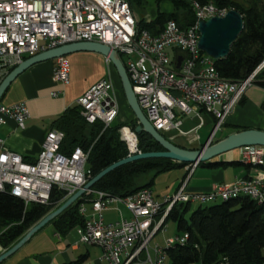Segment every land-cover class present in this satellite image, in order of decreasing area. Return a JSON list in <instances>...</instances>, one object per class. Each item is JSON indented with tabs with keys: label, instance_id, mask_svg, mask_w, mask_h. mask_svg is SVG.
Returning a JSON list of instances; mask_svg holds the SVG:
<instances>
[{
	"label": "built area",
	"instance_id": "2783aa9c",
	"mask_svg": "<svg viewBox=\"0 0 264 264\" xmlns=\"http://www.w3.org/2000/svg\"><path fill=\"white\" fill-rule=\"evenodd\" d=\"M190 5L194 12L192 23L182 27L175 19H168L159 32L152 33L137 27L129 0H0V80L10 68L41 50L71 41H98L117 50L139 106L156 130L162 133L176 128L183 132L181 115L200 117L204 110L215 118L207 139L211 141L245 89L252 84L264 87V79L256 76L264 59L241 79L232 80L213 72L215 58L198 45L199 22L211 16H223L229 8L200 0H190ZM106 61L110 62L107 58ZM52 79L68 82L69 62L65 55L55 57ZM76 103L86 121L99 119L105 125L112 122L119 114V105L110 74L88 87ZM27 114L24 102L12 105L0 102V126L12 117L23 127ZM126 130L134 134L135 141L137 136L130 126L120 127L129 153L139 151L137 143L131 146L128 142ZM63 137V130L50 127L37 156L28 161L7 148L0 136V190H9L25 203H46L54 186L64 189L67 196L81 187L90 178L86 167L89 149L75 146L71 152L62 153L59 148ZM240 149V158L264 161L263 145H244ZM263 179L264 172H259L215 184L207 191H187L182 181L173 194L160 200L153 196L151 189L117 198L104 190L89 188L84 193L92 192L94 197L79 204L78 210L85 220L75 227L78 233L75 243L99 246L102 258L110 264H130L142 251L146 252L150 264H164L163 245L154 244L152 256L149 243L164 228L161 215L168 204L234 197L241 194V187L253 188L255 199L260 200L264 198ZM111 202L123 203L130 216L105 221L102 211ZM85 203L90 205L89 209ZM176 239H183V234L167 239L164 246Z\"/></svg>",
	"mask_w": 264,
	"mask_h": 264
},
{
	"label": "trees",
	"instance_id": "16d2710c",
	"mask_svg": "<svg viewBox=\"0 0 264 264\" xmlns=\"http://www.w3.org/2000/svg\"><path fill=\"white\" fill-rule=\"evenodd\" d=\"M134 8L142 0H129ZM172 9H157L153 17L137 19L138 28H146L152 33L160 31L165 21L175 19L185 27L194 20L190 0H169ZM211 1L218 5L234 8L242 15L243 27L230 44L225 57L214 60L216 71L222 76L237 80L253 71L264 59V0H200ZM111 64V62H110ZM115 77L121 87L119 77L111 64ZM14 67V66H13ZM12 67V68H13ZM10 68L9 70H11ZM258 79H264V65L257 72ZM122 94L124 96L123 90ZM125 98V97H124ZM126 101V100H125ZM129 107V106H128ZM130 109V108H129ZM131 111V109H130ZM120 121L117 117L105 125L101 120L88 122L81 115L78 103L68 105L52 121V126L64 131L59 150L71 152L75 146L89 149L86 167L92 177L102 168L129 154V148L121 138L120 127L128 125L134 130L136 117ZM239 129L236 127L234 130ZM137 148L140 151L161 150L163 147L145 131L136 133ZM174 142V141H173ZM25 160L33 161L26 159ZM166 157L140 158L123 163L108 171L98 179L91 189L104 190L112 195L128 197L134 191L150 189L155 176L164 170L183 166ZM209 167L253 163L237 160L200 161ZM260 165L264 169V164ZM68 196L66 191L52 187L46 203L24 200L9 192L0 190V245L4 248L14 244L24 232L50 210L59 206ZM94 197L92 192L84 193L69 206L63 209L49 222L59 234L84 223L85 217L78 210L81 202H89ZM190 202H175L167 215L176 223L178 234H187L184 241H176L166 247V264H264V200H257L247 194H238L227 199L203 205L200 204L186 212ZM46 223V224H47ZM79 258L64 264H75Z\"/></svg>",
	"mask_w": 264,
	"mask_h": 264
},
{
	"label": "crops",
	"instance_id": "0c3cea01",
	"mask_svg": "<svg viewBox=\"0 0 264 264\" xmlns=\"http://www.w3.org/2000/svg\"><path fill=\"white\" fill-rule=\"evenodd\" d=\"M135 16L137 19L139 18L136 14ZM66 58L69 62V80L67 83L52 79L54 57L32 63L26 67L12 79L1 96L0 102L3 104L12 105L24 102L27 107L28 114L24 118L23 127L19 126L12 117H8L0 126V136L4 140V145L26 159H35L47 131L53 127V119L61 114L68 105L75 103L77 97L88 87L107 74H110L112 78L120 112V104L123 102L119 99L116 78L110 62H107L102 54L87 50L74 51L68 54ZM53 91L56 92V95L52 94ZM117 118L120 121H125L129 120L130 116ZM183 118L181 115L180 129L183 132L172 128L162 131V134L186 148H197L205 143L214 126V116L201 110L200 117L189 114L187 121ZM236 127L239 129L247 127L264 129L263 86L252 84L245 89L237 104L215 131L212 141L225 136ZM218 130L221 131L219 136L216 135ZM240 151V147L230 149L212 158L211 161L243 160L240 158ZM252 163L249 167L244 164L209 167L198 163L195 165L187 163L178 166L184 170L180 178L174 180L171 185L160 189L161 193L157 194L156 197L153 196L160 200L165 195L173 194L182 181H185V190L187 191H207L215 184L231 182L236 178L264 172L260 165H256L264 164V162ZM199 166L203 169L197 171ZM149 188L151 189V186ZM262 188L264 190V179ZM122 207L120 202H111L108 208L102 211L104 220L110 222L118 220L120 216L129 217V210L126 206L124 207L129 213V216H125ZM47 225H51V227L48 228ZM69 231L65 234H59L51 223H47L15 251L2 259L0 264H64L79 258L82 259L75 264H110L102 258V249L99 246L81 242L75 243L78 239L76 228V233ZM5 249L0 245V253ZM150 254L153 256L151 251ZM146 258V252L142 251L138 258L130 264H141L148 261Z\"/></svg>",
	"mask_w": 264,
	"mask_h": 264
},
{
	"label": "water",
	"instance_id": "95a60500",
	"mask_svg": "<svg viewBox=\"0 0 264 264\" xmlns=\"http://www.w3.org/2000/svg\"><path fill=\"white\" fill-rule=\"evenodd\" d=\"M242 27V15L236 9L230 8L223 16L215 15L199 22L200 36L198 45L215 59L225 57L229 51L230 44L240 33ZM79 50L98 52L111 62L119 77L126 103L136 117V124L134 126L135 134L141 131L147 132L160 143L163 149L132 152L102 168L99 172L90 177L81 187L70 194L59 206L47 212L31 225L14 244L2 251L0 253V261L20 247L37 230L58 215L63 209L82 196L85 190L91 188L104 174L123 163L140 158L166 157L175 161L195 165L200 161H211L212 158L233 148L252 144L264 146V129L256 127L233 130L221 138L213 141H206L197 148H186L176 144L173 140L156 130L147 119L139 106L137 97L132 89L131 81L117 50L111 48L107 44L93 40H78L63 43L26 57L15 65L0 81V101L5 88L12 79L32 63L51 59L59 55H67ZM137 141L136 138L134 145H136Z\"/></svg>",
	"mask_w": 264,
	"mask_h": 264
},
{
	"label": "rangeland",
	"instance_id": "374dc122",
	"mask_svg": "<svg viewBox=\"0 0 264 264\" xmlns=\"http://www.w3.org/2000/svg\"><path fill=\"white\" fill-rule=\"evenodd\" d=\"M158 10L160 11H169L172 9V4L169 0H142V3L141 5H138L135 7V14L140 18V17H144V18H150L152 17L155 12ZM65 56H68L65 55ZM124 59V57H123ZM116 78V77H115ZM116 80V88H117V91L119 93V99L122 100L123 103L120 104V112L118 114V117L122 118L124 116H130V119L133 117L132 113H130V109L125 101V98L122 94V90L120 88V85L118 83V80L117 78L115 79ZM186 115V116H185ZM184 118V120L188 119L189 117V114H184L182 115ZM118 119V118H117ZM187 121V120H186ZM221 134V131L218 130L217 132V136H219ZM132 153V152H131ZM203 167L199 166L197 167V171L199 170H202ZM184 170L182 167H175V168H171V169H168V170H164V171H161L159 172L155 178H154V182L153 184L151 185V190H152V193L153 195L156 197L157 194H160L161 192L159 191L160 189L166 187L167 185H171L174 180L180 178L183 174ZM220 201V199H217V200H210V201H207L206 203H204L203 205H209V204H212V203H215V202H218ZM111 204V203H110ZM109 204V205H110ZM199 205L198 202H192L190 203V208L188 209V211L186 212V216L188 217L191 210L194 209L195 207H197ZM85 206L87 209H89L90 205L88 203H85ZM121 206L122 207V211L124 213L125 216H129V213L128 211L124 208L125 206L121 203ZM87 212H89L87 210ZM48 228L51 227V225H47ZM69 232H75V228H72ZM178 230H177V227H176V223L174 221H172L171 219H167L166 220V223L164 225V228L159 230L154 236L153 238L150 240V243H149V247H150V251L151 253H153L152 251V246L156 243H158L159 245H165L166 243V240L175 236V233H177ZM166 247V246H164ZM144 256L145 253H144ZM141 264H149L148 261H144L142 262ZM191 264H198L197 262H193Z\"/></svg>",
	"mask_w": 264,
	"mask_h": 264
},
{
	"label": "bare ground",
	"instance_id": "6f19581e",
	"mask_svg": "<svg viewBox=\"0 0 264 264\" xmlns=\"http://www.w3.org/2000/svg\"><path fill=\"white\" fill-rule=\"evenodd\" d=\"M212 71L213 72H217L216 71V66H215V62L213 61L212 63ZM125 135L128 139V142L130 143L131 146H133L134 142H135V137H134V134L130 131V130H126L125 131ZM243 161L244 162H248V163H252V162H255V163H259L260 161L262 160H259V159H256V158H243ZM264 162V161H262ZM140 191H143V190H140ZM241 194H247L253 198H255V191L253 190V188L251 187H241ZM110 197H117V198H123V197H120V196H116V195H112L110 194ZM128 197H131V195H128ZM230 196H218L216 197L215 199H227L229 198ZM126 198V197H125ZM215 199H206V200H202L201 202H199L200 204H204L206 203L207 201H210V200H215ZM261 200H264V198H260V201ZM173 204H168L167 205V208L165 209L164 213L161 215V224H165L164 223V219H165V216L167 215L168 211L170 210V208L172 207ZM187 237V234H184L183 233V239H176L174 242H182L185 240V238ZM174 242H172L171 244H173ZM170 245V244H169ZM168 245V246H169ZM167 247V246H166ZM166 247H162V261L164 264H166Z\"/></svg>",
	"mask_w": 264,
	"mask_h": 264
}]
</instances>
